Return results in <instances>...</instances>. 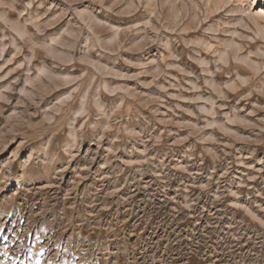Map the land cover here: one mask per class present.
<instances>
[{"label":"rangeland","instance_id":"1","mask_svg":"<svg viewBox=\"0 0 264 264\" xmlns=\"http://www.w3.org/2000/svg\"><path fill=\"white\" fill-rule=\"evenodd\" d=\"M2 254L264 264V0H0Z\"/></svg>","mask_w":264,"mask_h":264},{"label":"snow or ice","instance_id":"2","mask_svg":"<svg viewBox=\"0 0 264 264\" xmlns=\"http://www.w3.org/2000/svg\"><path fill=\"white\" fill-rule=\"evenodd\" d=\"M5 239H6V237H5ZM37 264H39V262H37Z\"/></svg>","mask_w":264,"mask_h":264}]
</instances>
